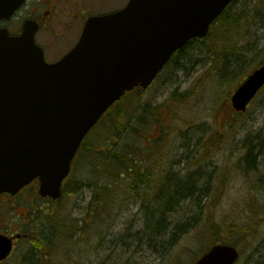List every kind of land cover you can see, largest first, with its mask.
I'll use <instances>...</instances> for the list:
<instances>
[{
  "label": "rangeland",
  "instance_id": "374dc122",
  "mask_svg": "<svg viewBox=\"0 0 264 264\" xmlns=\"http://www.w3.org/2000/svg\"><path fill=\"white\" fill-rule=\"evenodd\" d=\"M234 5L233 14L240 22L236 27L231 25L227 38L215 31L213 36L220 37L213 43L210 33L204 42H190L151 86L140 95L130 93L116 104L123 110L121 114L130 115L129 121L142 130L143 137L157 135L166 126L162 130L163 138L153 140V145L156 144L153 154L160 158L161 167L171 166L181 177L194 172L198 175V186L207 193L201 197L199 206L194 204L196 198L183 202L168 220L196 216L200 219L199 226L178 235L175 241L170 240L173 231L156 241L155 233L146 234L143 207L129 201L128 205L111 211L109 222L87 228V222L93 219L101 222L108 214L104 209L94 211V206H90L93 187H76L84 181L107 182L105 170L100 175L97 169L100 163L97 156H103L104 166L108 139L115 138L113 133L120 129L121 142L134 139L136 145L146 148L151 144L119 124L120 116H113L110 108L109 114L86 136L73 161L62 198L55 203L34 199L37 205H45L38 207L49 210L44 222L49 225L58 219L69 222L76 235L60 245L54 237L48 252L45 247L41 252L31 251L29 242L23 240L12 256L0 264H23L21 258L25 254L27 264L29 258L39 264H189L217 240L237 246L241 257L235 264H264V183L260 180L264 177V89L244 112L235 113L230 102L238 83L264 62V0H235ZM228 46L239 47L235 50L238 57L231 56L232 62L225 63L231 76L227 82H221L219 73ZM174 91L182 94L181 97L192 96L187 100L189 104L174 108L172 115L170 106L168 110L154 109L158 121L145 113V106L163 105ZM178 111L180 115L175 114ZM112 119L116 121L114 125ZM36 207L21 206L13 213L24 218L23 213L31 211L35 218L39 215ZM40 219L37 217L34 222L42 228L44 223ZM77 220L84 226L82 230L75 227ZM210 221L219 222L224 228H208ZM43 230L48 235L55 231Z\"/></svg>",
  "mask_w": 264,
  "mask_h": 264
},
{
  "label": "water",
  "instance_id": "95a60500",
  "mask_svg": "<svg viewBox=\"0 0 264 264\" xmlns=\"http://www.w3.org/2000/svg\"><path fill=\"white\" fill-rule=\"evenodd\" d=\"M233 0H130L121 11L88 19L78 44L60 60H45L27 21L11 36L0 28V194L39 179L56 199L81 143L126 91L147 88L172 55L205 37ZM24 0H0V20ZM264 85V63L231 96L237 111ZM13 238L0 233V261ZM234 245H213L193 264H234Z\"/></svg>",
  "mask_w": 264,
  "mask_h": 264
},
{
  "label": "trees",
  "instance_id": "16d2710c",
  "mask_svg": "<svg viewBox=\"0 0 264 264\" xmlns=\"http://www.w3.org/2000/svg\"><path fill=\"white\" fill-rule=\"evenodd\" d=\"M234 3L235 1L223 12V14L217 19V21L213 24L210 36L212 37L211 42L213 43V40L217 41L220 35L213 36L215 31H220L223 33V36L227 38L228 33H231L229 31L231 29V25L235 27L240 22V19L237 18L236 15L233 14L234 10ZM208 38L204 39H194L191 42H204ZM210 42V45L213 46V44ZM228 42V40H227ZM226 42V43H227ZM191 43V44H192ZM227 44H230L228 42ZM187 46V45H186ZM235 46H228L225 47V53L223 58V69L220 71V77L219 80L222 82H227L228 79H230L231 71H229V67L226 66L225 63L229 62L231 63V56H237L235 54ZM213 49H216L214 47ZM183 49L176 52L174 57L179 56ZM262 64V63H261ZM260 64V65H261ZM227 76V77H226ZM144 89L142 88H135L134 91L131 93H136L137 95H140ZM182 94L177 93V91H174L165 101V103L158 107H150L145 106L144 110L146 114H150L151 116H154V121H158L156 119L157 114H155L157 111L154 109L160 108L159 110H163V108L167 109L169 106L171 115L173 114L172 111H174V108H179L180 105H187L189 104L187 100L189 101L192 96L188 95L187 97H181ZM122 101V100H121ZM169 101H171L173 104L169 105ZM118 103V102H117ZM116 103V104H117ZM115 104V105H116ZM111 108L113 111V116H120L118 119L119 124H123L124 128H129L133 131L134 135H137L140 137L142 130L136 126H134L128 118H130L129 114H121L120 105H116ZM114 108V109H113ZM110 112V111H109ZM109 112H107L109 114ZM169 112V111H168ZM154 114V115H153ZM175 114L180 115L179 111L175 112ZM107 115V114H106ZM128 116V117H127ZM132 116V115H131ZM127 117L128 120L125 118ZM123 118V119H122ZM116 121L112 119L111 125H114ZM164 126L157 135H153L151 133L150 137H143L148 140V142L151 141L150 146L147 148L145 145H136L134 142V139L128 140L126 139L124 142H121V130L117 129L116 133H113L114 137H110L107 141L106 150L104 151L106 154L107 162L103 166L104 158L103 156H97L100 159V163L98 164V171L100 172V175L103 174L105 170L106 174V180L107 182H80L77 184L76 188H82L83 186H89L91 189L93 187V198L90 201V206H94V211H99L101 209L106 210L108 216L106 219L100 220L93 219L90 222H87V228H94L97 224L100 227V223L109 222L111 220V211L114 210L117 206H125L129 204V201H134L135 203H142L143 207L142 210L146 216V222H145V231L146 234L151 233L154 235L156 234V241L159 238H162L171 231H173L172 236L170 234V240L172 239L175 241L176 237L178 235H184L186 233H190L194 231L200 223V219L196 216H189L186 220L179 219L178 221L175 220H168L169 216L174 215L178 208L181 206L183 202H185L188 199L196 198L195 205L199 206V202L201 201V197L207 193L202 190L198 185L197 177L194 172H189L185 176H180L178 173H175L172 170L171 166H162L160 158L155 156L153 154V143L158 140L159 138H163L162 136V130L165 128ZM205 125H203V128ZM153 129L155 132V126H153ZM124 140V139H123ZM104 148V149H105ZM146 166V167H144ZM101 167L103 169H101ZM105 167V168H104ZM264 183V177L260 179ZM264 185V184H263ZM64 192L67 190V185L63 187ZM133 202V203H134ZM147 204V206H146ZM55 224H52V226L55 228V233L53 236H57L60 238L61 243L69 242L71 239L69 237H74L76 235L77 231L73 232L72 228L73 225H68L69 222L64 223L62 220L58 219V221H55ZM79 220L76 221L75 227L78 228V230H82L84 226H81L78 224ZM214 229H220L222 227V224L217 222L213 224L210 221V225L208 228L213 227ZM224 228V227H222ZM143 233V231H141ZM141 232H139V235H141ZM166 234V235H165ZM68 237V239H67ZM41 245H33V247L39 252L42 251L41 248H46V252L50 250L49 246H44L41 241H39ZM227 243L226 241H214L211 243V246L216 243ZM51 244V243H50ZM52 246V245H51ZM44 248V249H45ZM25 254V258H26ZM28 261H30V264H39V261L34 260V258H29ZM36 261V262H35Z\"/></svg>",
  "mask_w": 264,
  "mask_h": 264
},
{
  "label": "flooded vegetation",
  "instance_id": "af4514ba",
  "mask_svg": "<svg viewBox=\"0 0 264 264\" xmlns=\"http://www.w3.org/2000/svg\"><path fill=\"white\" fill-rule=\"evenodd\" d=\"M128 1L25 0L10 19L0 23V27H7L10 34L19 35L22 33L24 23L27 20L35 21L38 24L35 41L44 49L45 58L53 62L59 60L78 43L86 22L91 16L116 12L122 9ZM14 18H18L19 21L14 20ZM66 40H68V44H66ZM38 190L39 183L34 181L16 193L3 192L0 194V233L13 237V252L23 240L29 242L32 247L31 251L34 252L37 250L33 245H41L39 241L44 245H50L54 240L53 234L55 231L48 235L43 230L47 228L55 230L52 225L44 222L43 219L49 214V210L38 207L45 205H37L34 199L38 198L54 203L56 200L41 196ZM21 206H37L35 209L39 215H35L34 218L31 211H28L26 215L23 213L24 218H21L20 215L13 213L14 210ZM37 217H41V223H44L42 228L39 225H35L34 220L36 221ZM58 240V245H60V239ZM26 259L25 255L22 256L21 263L27 264ZM5 260L0 261V263Z\"/></svg>",
  "mask_w": 264,
  "mask_h": 264
}]
</instances>
